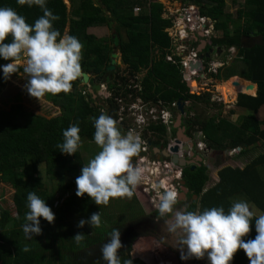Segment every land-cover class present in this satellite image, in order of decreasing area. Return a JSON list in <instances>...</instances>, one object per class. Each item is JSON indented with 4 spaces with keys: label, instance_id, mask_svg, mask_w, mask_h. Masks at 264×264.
<instances>
[{
    "label": "trees",
    "instance_id": "1",
    "mask_svg": "<svg viewBox=\"0 0 264 264\" xmlns=\"http://www.w3.org/2000/svg\"><path fill=\"white\" fill-rule=\"evenodd\" d=\"M189 1L198 8L201 16L214 21L216 37L212 43L220 48H236L237 56L216 77H242L256 84V92L255 95H238L234 108L249 112L242 115L237 123L225 117L216 121L215 116L200 122L193 115L187 121L188 135L191 136L193 130L200 131L203 139L216 151L239 147L240 150L231 151L236 157L251 154L257 148L260 150L241 168L221 165L216 173L218 181L209 188H206L209 182L206 165L201 164L193 170L189 166L183 167L181 174L184 186L189 194L196 196L188 210L222 206L227 211L232 197L244 196L247 202L264 214V177L261 171L264 170V117L257 118L259 109L264 107V0H242L238 4L232 0L238 6L234 17L225 11V0ZM142 3L145 6H139V12L134 14V6ZM45 6L58 16L53 27L61 35L75 36L81 43L80 71L90 75V84L105 79V68L113 49L110 36L98 37L88 33L87 29L105 26L112 28L118 35V52L123 65V69L117 66L110 73L109 88L118 89V83L127 84L129 78L145 69L140 82V97L144 101L171 103L180 99L189 103V112L196 103H212L207 92L197 95L190 93L178 68L165 61L164 55L171 42L165 28L172 23L169 18L162 16L163 4L158 1L69 0L67 7L63 0H46ZM0 7L14 9L29 25L43 14L38 6L20 5L17 0H0ZM109 22L112 27H109ZM251 36L258 38L257 41L252 45H244L242 39ZM8 40L10 37L5 42ZM22 58L23 55L17 61ZM234 62L241 63L243 69H238ZM6 63L8 61L0 59V64ZM19 73H24L23 67L17 66V71L9 77L18 76ZM234 81L236 84H233ZM6 84L7 79L0 75V87ZM71 84L68 93H45L42 96L58 108L59 113L54 116L33 113L18 101L10 103L7 109L0 107V183L12 187L15 211L13 215L0 205V264H106L101 259L100 247L107 242L113 228L119 230L120 236L125 228L117 219H113L114 213L109 214L107 205L97 206V209L90 203L87 194L80 202L75 201L76 194L67 195L72 187L76 189L75 179L86 162L79 149L69 156L61 154L55 147L62 142V130L70 124H78L80 138L93 142V118L100 113L116 117L113 111L101 112L93 104L91 94L84 91L86 86L80 84V79L77 78ZM247 84V81L233 77L224 87L234 85L232 90L235 91H255V88L248 90ZM232 95L230 100L234 101L235 96ZM109 105L113 106V103ZM197 125L199 129L195 128ZM117 127L123 133L122 127ZM147 131L150 135L147 133L145 137H148L151 146H167L169 134L164 125L150 124ZM170 136H175L173 128ZM40 164L45 166L49 179L57 181L52 190L44 187L38 175ZM30 191L45 201L54 213V221L49 224L39 218L41 233L26 239L21 226L25 223L24 215L28 211L26 197ZM63 195L68 197L64 199ZM94 212H99L100 218L108 221L110 227L106 228L102 221L100 227H90L87 223L83 227L77 226L78 219L75 216L81 214V219L87 220ZM255 218L253 216L250 232L244 239L254 238ZM78 233L83 234L79 244L73 238ZM131 244L130 240H126L125 247L118 250L121 264L125 259L131 260L132 264H146L130 257ZM247 260L243 250H238L231 262L243 264Z\"/></svg>",
    "mask_w": 264,
    "mask_h": 264
},
{
    "label": "clouds",
    "instance_id": "2",
    "mask_svg": "<svg viewBox=\"0 0 264 264\" xmlns=\"http://www.w3.org/2000/svg\"><path fill=\"white\" fill-rule=\"evenodd\" d=\"M17 3L29 7L36 5L43 14L29 25L14 9L0 7V59L8 61L0 64V75L6 80L15 73L16 61L23 55L26 57L23 67L27 76L25 89L29 96L39 98L45 93H68L71 82L80 76L81 43L75 36L61 35L53 27L58 16L45 6L46 0H17ZM9 37L10 40L5 42ZM254 85L253 95L256 92ZM239 94L249 95L247 92ZM216 97L221 99L218 95ZM117 126L109 115L100 114L93 118L92 139L99 151L81 167L75 179L76 196L87 194L96 205H106L112 197H131L132 190L143 177L144 169L131 163L138 152L137 140L130 133L124 134V130L122 133ZM79 131L78 124H70L62 130V142L55 145L61 154L71 156L77 152L81 144ZM177 204V192L167 190L161 194L156 210L163 220L164 231L180 250L182 261L206 255L208 264H229L234 253L243 250L249 264H264V214L254 220V238L244 239L250 232V224H253V213L246 201H233L227 211L222 206L188 210ZM26 207L28 211L21 227L25 238L30 239L41 233L39 218L51 224L54 213L31 191L27 193ZM85 223L90 227H100L99 212L92 213L87 220H79L77 226L83 227ZM73 238L79 244L83 234L78 233ZM121 247L120 232L113 228L107 242L100 247L101 259L106 264H121L118 255ZM123 264H132V261L125 259Z\"/></svg>",
    "mask_w": 264,
    "mask_h": 264
},
{
    "label": "built area",
    "instance_id": "3",
    "mask_svg": "<svg viewBox=\"0 0 264 264\" xmlns=\"http://www.w3.org/2000/svg\"><path fill=\"white\" fill-rule=\"evenodd\" d=\"M169 1L172 0L166 3L169 4ZM175 4L173 8L175 10L170 14L171 17L165 15L172 23L165 28L171 39L170 46L164 55L165 61L178 68L182 80L186 83L192 80L199 87V84L207 85L204 83L205 80L219 81L216 75L221 73V70L237 56L236 49L234 47L220 48L212 43V39L216 37L214 21L201 16L198 8L191 4V1L178 0ZM139 10L138 6L133 8L134 13H138ZM139 74L128 79L127 84L118 83V89L109 88L107 83L99 82V88L94 91V101L101 112L113 111L116 117L113 118L112 115L111 117L116 124L122 127L124 134L126 132L133 134L137 140L138 149L145 154L140 157L142 164L140 167L144 169L140 181L141 192L150 193L149 202L155 209H158V201L164 191H177L181 187V168L162 157L156 158L152 153L148 137L145 135L147 133L150 135L147 131V126L150 124H162L167 132H170L175 112L177 113L178 110L176 101L171 103H164L160 100L157 102L144 101L140 97L142 76L139 78ZM89 88L88 84L84 91L88 93ZM117 91L118 94H116ZM101 100H104L106 105L97 103ZM110 102L113 106L109 105ZM184 103L188 104V102ZM173 141L174 139L169 140L167 147L172 145ZM196 147L200 150L205 149L202 141L197 142Z\"/></svg>",
    "mask_w": 264,
    "mask_h": 264
},
{
    "label": "rangeland",
    "instance_id": "4",
    "mask_svg": "<svg viewBox=\"0 0 264 264\" xmlns=\"http://www.w3.org/2000/svg\"><path fill=\"white\" fill-rule=\"evenodd\" d=\"M67 6L69 5V0ZM143 1V0H138ZM145 1V0H144ZM168 0H160L159 3L163 4V12L162 16L166 18L165 15L170 16L174 12L175 9H173L176 6V2L178 0L169 1V4L166 3ZM172 3V4H171ZM236 4L242 3V0H236ZM165 4V5H164ZM138 7H144L145 4L142 3L141 5H137ZM225 11L228 13H231L232 16H235V11L238 8V6L233 4L232 0H225ZM135 7V6H134ZM167 7V8H166ZM168 10V12H167ZM167 13V14H166ZM171 17V16H170ZM92 33H94L96 36L101 37H107L110 35L111 30H109L107 27L103 26L102 30H99V28L91 29ZM66 33V32H65ZM66 35V34H64ZM26 63V57L23 56L22 60L16 61L17 66L24 67ZM233 64H236L238 66V69H243L241 63L234 62ZM118 66H120L121 69H123V65H121L120 61ZM145 74V70H143L139 74V78ZM233 77H230L224 81H208L205 80L204 83H207V85L199 84V87H195V90H189L192 94H201L204 92H207L210 94V99L212 103L204 104L202 103H196L192 110L190 111L192 115H196L198 117V121L204 122L211 118L212 116L216 119V121L220 117H225L226 119H230L233 123H237L235 121L236 118V112H240L239 120L244 113L241 111V108H234L232 105L234 102L230 100V98L233 96H236V93H241L243 91L239 90H232L234 85H231L228 88L224 89V86L229 82L230 79ZM242 78V77H240ZM130 79V78H129ZM244 79V78H243ZM216 81V82H215ZM27 82V76L21 75L17 79H14L13 83H9L6 87L0 88V107L1 108H8V105L14 101H16L18 98L22 101V103L27 107L30 111L36 114H41L46 117L54 116L59 113L57 109L51 106L50 103H47L45 99L41 96L39 98L31 97L27 94L25 85ZM197 83H194L192 86H195ZM203 87V88H202ZM201 88V89H200ZM254 91L251 93H247L251 95ZM246 93V92H245ZM216 95L220 96L221 99H217ZM227 96V98H225ZM228 99L230 102L232 101V104L225 103V99ZM237 98V97H236ZM235 98V99H236ZM104 100H101L100 102H97L98 104H102L103 106L106 105V103L103 102ZM189 105V103H188ZM7 106V107H6ZM189 107V106H188ZM230 110L235 111L234 113L229 112ZM245 113H248V110H245ZM232 113V114H231ZM234 114V115H233ZM192 115L190 117H192ZM261 116H264V107L261 108L259 113L257 114V118H261ZM215 121V122H216ZM118 125V124H116ZM199 125L195 126V128L199 129ZM191 136L194 137L196 142L204 143L205 149H203V153H199L202 157V161H204L205 165L208 166V168L212 169L213 167H216V170L223 165L226 161L224 158H228L231 156H234L231 154V151L235 150H221L216 151L213 150L207 143L208 141L206 139H203V135L200 131H191ZM210 147V148H209ZM81 157H83L84 161L87 162L99 151V148L95 145L94 142L87 141L85 139H81V144L79 147ZM259 148L255 149V151L252 153V156L257 154L259 152ZM231 154V155H229ZM145 156L140 150L138 149V152L136 156H134L131 160V163L133 166H141L140 163V157ZM221 158L223 160L220 163ZM231 160V159H230ZM232 161V160H231ZM220 165H217L219 164ZM230 163V162H229ZM202 164V163H201ZM45 166L43 164H40L38 167V175L42 179L44 183V187L48 190H52V188L56 185L57 181L56 179L50 180L49 177L45 173ZM264 177V176H263ZM170 179V178H169ZM171 179L169 180V182ZM218 179L216 178L215 181L208 182V188L212 187ZM142 186L140 182L136 185V187L132 190L133 194L131 197H112L109 198L107 205V208L109 210V214L113 215V219H117L121 225H124L128 221H134L137 220L140 217H143L148 211L153 210L157 211L153 204L149 202L150 200V193H143L141 192ZM72 190L67 193V195L75 194L76 189L75 187L71 188ZM12 194L13 189L12 187L8 186L5 183H0V205L6 209H9L11 211V214H15L14 207L12 204ZM67 195H63L62 198L68 197ZM134 195V196H133ZM76 196V195H75ZM85 194L83 196H76L75 201L80 202ZM134 197V198H133ZM238 200H244L247 202L246 198L244 196H235L231 198V202L238 201ZM90 203L94 206V208H97V206H105V204L96 205L91 199ZM250 208V211L253 213L254 217L259 216L261 213L253 204L247 202ZM98 209V208H97ZM105 211H107L105 209ZM112 212V213H111ZM77 214V213H76ZM101 216V215H100ZM81 214L78 216H75V219H78L77 221L81 220ZM84 219V218H83ZM102 225H104L106 228L110 227V224H108V221L104 218L101 219ZM89 226V225H88ZM130 257L131 258H137L141 261H143L146 264H176L175 259L173 258V254H171L165 247H162L161 243L157 242L152 237H142L139 238L135 243L132 244L131 251H130Z\"/></svg>",
    "mask_w": 264,
    "mask_h": 264
},
{
    "label": "flooded vegetation",
    "instance_id": "5",
    "mask_svg": "<svg viewBox=\"0 0 264 264\" xmlns=\"http://www.w3.org/2000/svg\"><path fill=\"white\" fill-rule=\"evenodd\" d=\"M256 39H258V38L253 37V36H251L249 38L246 37V38L242 39V42L244 45H247L249 43L256 41ZM233 77H236V76H233ZM196 88H197V84H196ZM188 106H189L188 104L184 105L183 113H181L183 116L181 115L182 118H180V120H179L180 121L179 127L183 128V133L187 137H189L190 142L193 143L192 150L194 151V153L195 154L203 153V150H200V149H198V147H196L197 142L195 141L194 137L189 136L188 132H187L189 129L187 121L190 118H192V117H190L192 115V113L188 111ZM100 114H102V113H100ZM178 114H180L179 111L177 113L175 112V115L173 118V124L174 125L176 124ZM173 124H172V127H173ZM176 130L177 129L175 128V136H177ZM170 131H171V129H170ZM169 133L170 132H168V134ZM168 138H169V140L176 139L175 137L171 138L170 136ZM176 192L178 195L177 206H183V207H186L188 209V207L191 205V203L196 200V196L189 194L188 189L186 190V192L183 193L184 195L181 197L179 194L181 192V187L178 188ZM123 227H125V228L122 231L121 236H120V241H121L123 248L125 247L126 240H130L133 244L139 238L152 237L157 242L161 243L162 247H165L171 254H173V258L175 259L176 264H208V260H207L206 255H205V257H202L200 259L189 258V259L183 260V261L180 259L181 252L177 248V246L175 245L173 239L170 236H168L166 234V232L164 231V223H163V220L161 219V217L159 216L158 211L150 210L143 217H140L134 221L126 222L123 225ZM168 264H170V263H168ZM229 264H237V263L236 262L233 263L230 261ZM243 264H249V261L247 260Z\"/></svg>",
    "mask_w": 264,
    "mask_h": 264
},
{
    "label": "water",
    "instance_id": "6",
    "mask_svg": "<svg viewBox=\"0 0 264 264\" xmlns=\"http://www.w3.org/2000/svg\"><path fill=\"white\" fill-rule=\"evenodd\" d=\"M109 27H112V23L109 22ZM110 37H111V45H112V49L113 51L110 53V58H109V62L107 67L105 68V79L104 81L106 83L109 82L110 79V73L115 71L118 62H119V52H118V47H119V38L117 33L112 30L110 33ZM247 46V45H246ZM78 79H80V84L81 85H87L89 82V74H87L84 71H80V76L78 77ZM233 84H236V82L234 81ZM187 86L189 88V83H187ZM99 88V85L97 83H92L90 85V88L88 89V93L91 94V96L93 97L94 95V91H96ZM246 88L248 90L255 88V85L252 82H248ZM177 104V109L180 112V114H178L177 116V121L176 124L174 125V128H176L177 130V138L174 139V141L172 142V145L170 146H153L152 147V153L156 156V158H164L166 160H169L171 163H173L174 165L178 166V167H186L189 166L190 170H193L196 166L201 165L202 163V157L199 154H195L194 151L192 150L193 147V143L190 142V138L187 137L184 133H183V128L179 127V123H180V118H181V113H183L184 110V105L185 103L178 99L176 101ZM126 134H128V132H126ZM133 136V134H131ZM230 162V163H229ZM224 166L230 165L235 167V164L232 161H227L223 164ZM218 170V169H217ZM218 179V177H217ZM184 180L181 181V192L180 197L183 196L184 192H186V187L184 186ZM206 188H208V184L206 185Z\"/></svg>",
    "mask_w": 264,
    "mask_h": 264
},
{
    "label": "crops",
    "instance_id": "7",
    "mask_svg": "<svg viewBox=\"0 0 264 264\" xmlns=\"http://www.w3.org/2000/svg\"><path fill=\"white\" fill-rule=\"evenodd\" d=\"M66 1V2H65ZM174 0H172V2H173ZM63 2L65 3V5L66 4H68V1L67 0H63ZM172 4V3H171ZM67 6V5H66ZM68 7V6H67ZM134 13V12H133ZM134 14H137V13H134ZM102 27L103 26H101L100 27V29L99 30H102ZM94 28H97V27H91V28H88L87 29V31H88V33H90V34H94V33H92V31H91V29H94ZM249 43V42H248ZM249 44H252V43H249ZM22 60V59H21ZM20 61V60H19ZM119 61H120V63H121V60L119 59ZM118 64H119V62H118ZM122 65V64H121ZM118 66V65H117ZM21 67V66H20ZM120 67V66H119ZM143 70H145V69H143ZM21 75H25V73H19L18 74V76H15V77H9L8 79H7V84L4 86V87H6L9 83H13L14 82V79H17L19 76H21ZM89 78H90V75H89ZM224 80H226V79H219V81H224ZM140 85H141V83H140ZM4 87H0V88H4ZM141 88H142V86H141ZM225 88H228V87H224V89ZM225 98H227V97H225ZM16 101H18V102H21L22 103V101L19 99V100H16ZM46 101V100H45ZM15 102V101H14ZM47 103H49L48 101H46ZM225 103H227V104H232V101L230 102L228 99H225V101H224ZM234 102V101H233ZM23 104V103H22ZM24 105V104H23ZM233 105V104H232ZM25 106V105H24ZM52 106V105H51ZM233 106H235V104L233 105ZM7 107V106H6ZM52 107H54V106H52ZM55 108V107H54ZM262 108V107H261ZM261 108L259 109V111L261 110ZM55 109H57L58 110V108H55ZM59 111V110H58ZM241 111H243L242 113H244L245 114V111L241 108ZM232 113H234V112H232ZM231 113V114H232ZM259 113V112H258ZM236 114V118H235V121L237 122V121H239V116L238 115H240V112L238 113V112H236L235 113ZM234 115V114H233ZM183 116V115H182ZM262 117H264V116H261V118ZM182 118V117H181ZM174 130H175V128H174V124H173V127H172ZM171 128V129H172ZM170 134H171V131H170V133H169V136H170ZM171 138H173V136H170ZM175 138H177V136H174ZM229 155H231V154H229ZM232 155H234V156H231V157H228V158H224V159H226V160H232V162L235 164V166L236 167H243L244 166V164L248 161V160H250L253 156H252V153L250 154H246L245 156H240V157H236V154H232ZM223 160V158H221V160H220V163H221V161ZM230 160V161H231ZM219 163V164H220ZM202 164H204L205 165V163H204V161H202ZM219 164H217V165H219ZM208 167V166H207ZM216 168H217V166L216 167H213L212 169H210V168H208V175H209V183L211 182V181H215L216 180V178H217V170H216ZM261 171L263 172L262 174H263V176H264V170L263 169H261Z\"/></svg>",
    "mask_w": 264,
    "mask_h": 264
},
{
    "label": "bare ground",
    "instance_id": "8",
    "mask_svg": "<svg viewBox=\"0 0 264 264\" xmlns=\"http://www.w3.org/2000/svg\"><path fill=\"white\" fill-rule=\"evenodd\" d=\"M239 78V77H238ZM241 79H243V78H241ZM244 80V79H243ZM244 81H246V80H244ZM194 83H196L195 81H190L189 82V89H191V90H195V87H196V85L195 86H192ZM254 94V92L251 94V95H253ZM238 95H239V93H236V96H235V98L236 97H238ZM227 97V96H226ZM225 99V98H224ZM236 101H237V98L236 99H234V103H233V105L234 104H236Z\"/></svg>",
    "mask_w": 264,
    "mask_h": 264
}]
</instances>
